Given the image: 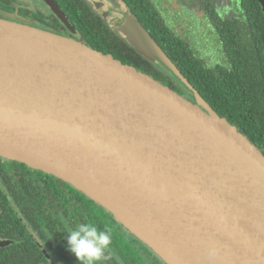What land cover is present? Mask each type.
Returning a JSON list of instances; mask_svg holds the SVG:
<instances>
[{"label": "water", "instance_id": "obj_1", "mask_svg": "<svg viewBox=\"0 0 264 264\" xmlns=\"http://www.w3.org/2000/svg\"><path fill=\"white\" fill-rule=\"evenodd\" d=\"M43 1L74 31L55 0ZM91 1L190 99L112 54L0 19V156L72 185L165 264H264V151L128 7Z\"/></svg>", "mask_w": 264, "mask_h": 264}, {"label": "trees", "instance_id": "obj_2", "mask_svg": "<svg viewBox=\"0 0 264 264\" xmlns=\"http://www.w3.org/2000/svg\"><path fill=\"white\" fill-rule=\"evenodd\" d=\"M204 1L228 66L209 68L201 63L192 47L164 24L151 0H121L214 111L264 151V14L258 0H239L243 21L224 20L210 0ZM57 2L65 9L83 43L132 64L173 90L178 89L176 78L140 54L87 0ZM0 201L6 202L2 193ZM11 207L4 205L6 213L0 215V239L11 241L9 246L0 248V264H52L34 240L30 237L28 240L18 238L21 232L29 236L28 224L34 225L39 214L32 205L23 204L21 209L16 205ZM86 207L85 211L80 209L82 213L78 212L81 218H68L71 225L65 229L58 221L51 224L55 228L50 237V242L57 249L55 261L80 264L68 250V228L91 223L100 230H109L111 235V244L97 264H165L151 249L129 235L112 214L91 200Z\"/></svg>", "mask_w": 264, "mask_h": 264}, {"label": "flooded vegetation", "instance_id": "obj_3", "mask_svg": "<svg viewBox=\"0 0 264 264\" xmlns=\"http://www.w3.org/2000/svg\"><path fill=\"white\" fill-rule=\"evenodd\" d=\"M55 1L57 2V0ZM87 1L92 5L90 0ZM107 1L110 4L121 7V0ZM58 5L69 24L74 28V31L68 29L43 0H0V19L26 24L64 37L82 41L78 30L70 23L65 9H63L59 3ZM39 20H41V22ZM176 85L179 89H177L178 92L190 99L189 94L181 85L178 83ZM0 193L3 194L6 200V202L0 201V215L6 213L4 205H9L10 207L16 205L19 209H21L23 204L32 205L39 214V218L34 225L28 224L30 232L27 231V233L29 236L21 232L18 234V238L28 240L30 237L31 240H34L39 246L41 253L45 255L52 264H58V262L55 261L57 249L54 244L50 242V237L53 232H55V228L51 224L54 221H58L59 225L65 229L71 225L68 218H70V216L76 219L81 218V214H78V212L82 213L81 210L85 211L88 201L91 199L72 185L53 175L1 156ZM97 205L100 206L99 204ZM100 207L104 209L102 206ZM104 210L108 212L106 209ZM66 220L68 222L64 223ZM70 228L71 226L68 230ZM123 229L127 231L124 227ZM127 232L129 235L136 238L129 231ZM136 239L139 240L138 238ZM0 240L11 242L5 239Z\"/></svg>", "mask_w": 264, "mask_h": 264}, {"label": "rangeland", "instance_id": "obj_4", "mask_svg": "<svg viewBox=\"0 0 264 264\" xmlns=\"http://www.w3.org/2000/svg\"><path fill=\"white\" fill-rule=\"evenodd\" d=\"M105 1L110 4L107 0ZM210 1L217 14L224 20L243 21L244 15L239 8V0ZM90 2L93 5L91 0ZM151 2L162 17L164 24H167L177 36L192 47L195 56L201 63L209 68H215L218 65L228 66L219 36L205 7L204 0H151ZM110 5L114 8H121L114 4ZM121 5L123 4L121 3ZM39 21L41 22V20ZM80 39H82L81 36ZM151 62L157 64L154 61ZM157 65L161 67V65ZM58 264L61 263L58 262Z\"/></svg>", "mask_w": 264, "mask_h": 264}, {"label": "clouds", "instance_id": "obj_5", "mask_svg": "<svg viewBox=\"0 0 264 264\" xmlns=\"http://www.w3.org/2000/svg\"><path fill=\"white\" fill-rule=\"evenodd\" d=\"M68 250L80 264H97L111 244L109 230H100L91 223H80L68 230Z\"/></svg>", "mask_w": 264, "mask_h": 264}]
</instances>
